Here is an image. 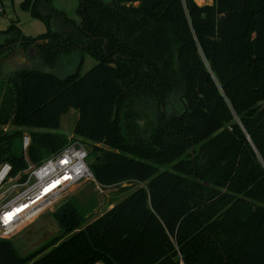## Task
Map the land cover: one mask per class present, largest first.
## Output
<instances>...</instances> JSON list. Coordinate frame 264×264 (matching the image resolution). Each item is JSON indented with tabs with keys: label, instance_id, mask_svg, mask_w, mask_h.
<instances>
[{
	"label": "trees",
	"instance_id": "1",
	"mask_svg": "<svg viewBox=\"0 0 264 264\" xmlns=\"http://www.w3.org/2000/svg\"><path fill=\"white\" fill-rule=\"evenodd\" d=\"M20 4L49 28L30 36L10 21L0 50L95 62L21 67L0 83V125L14 126H0V163L15 174L60 149L68 138L51 129L75 108L95 180L144 184L86 222L67 197L51 212L60 233L25 254L0 237V264H264V0H77V22L49 0ZM177 88L181 109L167 114ZM135 99L159 106L145 134Z\"/></svg>",
	"mask_w": 264,
	"mask_h": 264
},
{
	"label": "rangeland",
	"instance_id": "2",
	"mask_svg": "<svg viewBox=\"0 0 264 264\" xmlns=\"http://www.w3.org/2000/svg\"><path fill=\"white\" fill-rule=\"evenodd\" d=\"M195 2L199 5H202L211 3L212 0H195ZM20 3L21 0H0V4L3 8L2 11H0V30L6 28L10 21L14 20L20 27L21 31L24 34L30 36L40 34L49 28L45 20L31 16V14L27 10L21 7ZM76 5L77 0H49L48 6L64 11L75 22H77L79 21V16ZM54 22L55 19H52L51 26L53 27H55V25L53 24ZM8 50H0V83L3 85H5V82L3 81H5L6 78L17 68H44L59 75H64L66 73H69L70 71H74V69L79 64V69L81 72H83L95 62V59L89 54H84L80 63V52L75 50L71 53H64L59 56L55 65L52 67L45 66L38 61H33L32 64H30L31 66H26L21 61L20 63H18V60L20 57H22V54L20 56H16V50H13L11 52H9ZM27 50L28 49H21L22 53H26ZM5 54L7 55L4 56ZM179 89L180 88H177L170 93L169 98L162 108L165 113H178L181 109L182 102ZM1 93L2 91L0 90V98ZM131 108L136 111L135 120L139 127V130L142 134L147 133L148 128L151 127L154 122V116L158 112L159 106H156L155 101L152 99H135V103H132ZM77 114L78 113L75 108H70L67 112L61 115L59 127L51 130L64 134L67 138L71 137L80 139L83 143H85L88 149L91 141H87L85 138L73 133V125L77 118ZM0 126L5 130L14 127L10 123ZM38 129L44 130V128ZM30 130H32V128L22 127L21 134H29ZM165 168H170V163L160 164L158 166V170ZM139 184H144V182H137L135 184L131 182H122L121 185L129 187L123 190L120 189V186L116 184L107 185L104 187L101 186V188H98L92 179H81L74 183L69 189H67V191L63 193L61 198L54 205L50 206L37 217L23 223L21 227H19L17 231L11 236L10 239L13 240L14 245L19 253L25 254L33 252L34 250L44 246L48 241H50L51 238L60 233V228L58 227L57 222L52 217L51 212L56 205H58L67 197H71L78 204L80 209H82L84 212H87V216L84 221L86 222L103 213L106 209L113 205L116 200L129 193L133 189V187H130V185L137 186ZM3 197L4 195H1L0 199H3Z\"/></svg>",
	"mask_w": 264,
	"mask_h": 264
},
{
	"label": "built area",
	"instance_id": "3",
	"mask_svg": "<svg viewBox=\"0 0 264 264\" xmlns=\"http://www.w3.org/2000/svg\"><path fill=\"white\" fill-rule=\"evenodd\" d=\"M29 143L30 135L23 133L22 148L25 150ZM11 169L10 162L0 163V196L4 195L0 199V237L11 238L23 223L54 205L81 179H92L101 188L88 164V149L78 138L69 137L65 145L39 163H29L15 174Z\"/></svg>",
	"mask_w": 264,
	"mask_h": 264
},
{
	"label": "crops",
	"instance_id": "4",
	"mask_svg": "<svg viewBox=\"0 0 264 264\" xmlns=\"http://www.w3.org/2000/svg\"><path fill=\"white\" fill-rule=\"evenodd\" d=\"M56 23V24H55ZM55 25L54 28H60V24H59V21L58 20H55V22L53 23ZM52 24V25H53ZM21 47H16L14 50H16V56H20L22 54V57L19 58L18 60V63L23 62V64H25L26 66H31L30 64H32L33 61H38L40 62V60L38 59L37 57V54H36V50H34L33 48H28L27 52L26 53H22L21 51ZM23 50V49H22ZM78 51V50H77ZM80 52V51H78ZM7 54H5L4 56H6ZM3 56V57H4Z\"/></svg>",
	"mask_w": 264,
	"mask_h": 264
},
{
	"label": "water",
	"instance_id": "5",
	"mask_svg": "<svg viewBox=\"0 0 264 264\" xmlns=\"http://www.w3.org/2000/svg\"><path fill=\"white\" fill-rule=\"evenodd\" d=\"M78 67V66H77ZM77 67L74 69V71H70V72H75L76 71V69H77Z\"/></svg>",
	"mask_w": 264,
	"mask_h": 264
}]
</instances>
